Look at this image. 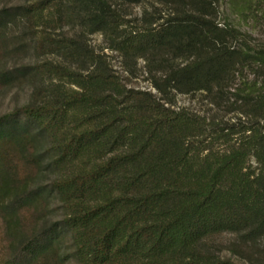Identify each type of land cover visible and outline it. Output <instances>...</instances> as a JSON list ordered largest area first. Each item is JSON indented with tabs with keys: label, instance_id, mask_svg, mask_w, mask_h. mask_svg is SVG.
Listing matches in <instances>:
<instances>
[{
	"label": "trees",
	"instance_id": "1",
	"mask_svg": "<svg viewBox=\"0 0 264 264\" xmlns=\"http://www.w3.org/2000/svg\"><path fill=\"white\" fill-rule=\"evenodd\" d=\"M229 1L264 18V0ZM219 14L220 0L0 3V57L40 59L0 64V87L31 84L0 115V264H264V40ZM105 50L130 75L142 61L154 92Z\"/></svg>",
	"mask_w": 264,
	"mask_h": 264
},
{
	"label": "rangeland",
	"instance_id": "2",
	"mask_svg": "<svg viewBox=\"0 0 264 264\" xmlns=\"http://www.w3.org/2000/svg\"><path fill=\"white\" fill-rule=\"evenodd\" d=\"M4 0H0L2 3ZM130 11L133 13L140 15L141 7L134 6L131 7ZM260 16L264 17V12L260 14ZM218 21L222 25L224 21L231 22L234 26L239 28L242 32H249L253 35L254 38L264 40V18H261L259 22L253 23L252 21H243L240 20L234 11H232V7L230 6L229 0H220V14L218 17ZM89 42L96 48L102 45V38L99 34H93L89 36ZM105 53L108 55V60L110 61L112 68L123 78L125 82L130 87L135 89H142V90H154L151 89L149 81L146 79L147 76L142 70L141 65L142 61H139L137 72L134 74H128L124 71L122 60L121 58L115 53L106 51ZM35 60H40L31 52H23L19 55H6L0 57V64L3 66H12V65H21L30 62H34ZM0 65V66H2ZM2 66V67H3ZM31 84L29 82H24L18 85L13 86H3L0 87V115L4 113L10 112L14 107L24 104L27 101L29 92H30ZM176 106L179 107H189L191 109H195L198 111L203 110L202 101L200 96H190V95H182L177 94L175 97Z\"/></svg>",
	"mask_w": 264,
	"mask_h": 264
}]
</instances>
